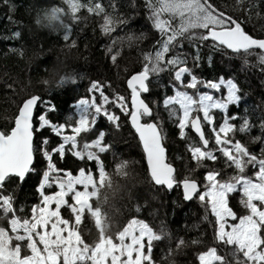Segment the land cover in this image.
Here are the masks:
<instances>
[{
	"label": "snow or ice",
	"instance_id": "snow-or-ice-1",
	"mask_svg": "<svg viewBox=\"0 0 264 264\" xmlns=\"http://www.w3.org/2000/svg\"><path fill=\"white\" fill-rule=\"evenodd\" d=\"M64 3L68 11L52 7L49 20L58 22L66 42L73 37V24L82 19L78 15L82 9L101 18L100 28L105 35L111 36L117 27L128 23L118 13L115 0H110L107 6L111 11L102 0L87 3L64 0ZM144 6L159 39L152 50L142 53L141 71L127 81L131 89L130 107L125 96L110 98L105 93V85L94 81L87 89L88 95L71 105L74 111L63 122L48 118L49 113L57 111L55 104L34 95L20 107L14 127L9 132L0 131V220H7V227L0 224V264H156L154 242L163 240L168 232L164 227L156 231L139 218H131L121 230L110 232L104 205L108 190H114V182L102 154L110 152L111 145L105 141L104 131H99L90 142L81 141L101 117L119 127L120 116L110 105L130 117L143 144L152 181L168 190L182 187L185 200L198 199L215 217L214 241L230 251L221 254L216 246L208 247L197 255L199 264H264V147L257 154L235 139L237 132L250 133L254 127L247 116L229 113L230 106L239 108L243 99L238 85L232 79L213 81L198 77L193 71L200 61L198 49L191 57V66L188 54L181 50L184 40L210 41L214 49L230 50L245 58V62L246 57L257 55L258 62L264 65V39L249 34L238 19L216 9L210 0H144ZM253 7L258 6L253 3ZM65 15L72 24L65 23ZM144 38V33H126L111 43L131 45ZM108 51L113 52V48L109 47ZM118 55V51L113 53V62ZM163 73L171 74L168 87L173 93L162 90L160 101L149 102L145 94L152 90L151 81ZM43 82L48 84L47 80ZM75 83L76 79L66 74L58 80L54 78L53 85L61 89ZM225 89L226 95H214ZM38 104L45 107L37 117L39 125L34 126ZM154 107H162L174 122L196 168H208L204 161L215 162L218 152L224 158L225 167L234 169L233 174L222 178L220 169L211 168L201 182L192 176L195 171L192 169L187 176L178 178L177 170L167 160L166 136ZM217 113L222 114L219 122ZM237 120L239 124L233 122ZM44 128L51 129L59 138L56 146L49 148L48 138L41 141L39 148L34 146V133ZM261 129L264 130V124ZM193 132L198 139L193 137ZM253 141L264 145V138L260 136L253 137ZM37 151L46 162L38 186L40 202L30 207L29 215L21 216L18 213L24 212V208L15 204L14 193L5 191L6 184L14 177L23 181L36 171ZM69 153L80 160L94 161L96 174L84 168L78 175L60 169L54 157L63 160ZM127 167V162H120L115 166V173L126 176ZM249 167L254 169L251 175L246 174ZM53 187L57 190L49 193L47 189ZM235 193L240 194V203L247 210V214L239 217L229 206V198ZM62 208L70 211L72 219L61 214ZM85 212L94 220L98 233L91 243L84 239L79 227ZM184 245L185 241L179 239L177 246Z\"/></svg>",
	"mask_w": 264,
	"mask_h": 264
},
{
	"label": "trees",
	"instance_id": "trees-1",
	"mask_svg": "<svg viewBox=\"0 0 264 264\" xmlns=\"http://www.w3.org/2000/svg\"><path fill=\"white\" fill-rule=\"evenodd\" d=\"M82 2L87 3L88 0ZM102 3L111 11L107 7L110 0H102ZM210 3L226 15L238 19L249 34L264 39V0H244L242 4L239 0H210ZM253 3L258 7L254 8ZM115 5L118 13L128 20L126 25L117 27L111 36L105 35L100 28L101 18L82 9L78 13L82 19L73 24V37L66 42L63 30L52 32L35 23L38 13L52 7H63L67 12L64 0H7V3L0 0V131L9 132L13 128L21 103L34 95L55 104L57 111L48 114L53 122H63L66 115L74 111L71 105L78 98L88 95L87 89L94 81L105 85V93L110 98L123 95L130 100L127 79L141 71L142 53L152 50L159 35L147 19L144 0H115ZM63 19L65 23L72 24L67 15ZM17 32L19 36L15 35ZM126 33H144L145 38L131 45H112L113 39ZM73 42L74 47L71 46ZM109 47L113 48V52L108 51ZM197 49L200 61L193 71L198 77L213 81L232 79L241 90L243 99L240 107L230 106L229 113L247 116L254 127L250 133L237 132L235 139L258 154L264 145L254 142L253 137L264 138V130L261 129V124H264V65L258 62L257 55L246 57L245 62L241 55L232 54L226 49H214L210 41L199 43L184 40L181 50L188 54L190 66L191 57ZM117 51L119 55L113 62L111 56ZM56 73H59L57 80L67 74L73 76L76 83L56 89L53 84L49 86L43 82L52 79ZM170 79V73L154 78L151 81L152 90L145 94V98L155 102L161 100L162 90L172 94L173 89L168 87ZM44 107L38 104L34 126L39 125L37 117ZM109 107L120 116L119 127L101 117L95 128L82 136L81 141L90 142L99 131H104L105 141L111 145L110 152L102 154L106 170L114 182V190H108V200L104 205L111 225L110 232L121 230L131 218L143 219L156 231L164 227L168 236L154 242L153 259L156 264H199L197 255L211 246H216L221 254L229 252L228 247L214 241L215 218L207 206L196 198L190 202L184 201L180 187L167 191L152 184L140 144L129 126V116L119 108ZM154 113L159 114L166 136L167 159L177 170L178 178L187 176L192 169H195L192 176L201 182L205 172L211 168L220 169L221 177L227 173L233 174L234 169L225 167L220 153L216 154L219 158L215 162L204 161L208 168H196V162L186 150V141L179 137L174 122L162 107H154ZM221 119L222 114L217 113V121ZM233 122L240 123L239 120ZM206 133L211 136L207 128ZM44 138L49 139V148L60 142L51 129L44 128L34 133V146L39 148ZM54 160L60 169L73 175L81 168L96 174L94 161L80 160L70 153L63 160L56 157ZM120 162H127L128 167L124 170L126 176L115 173V166ZM34 167L36 171L29 173L25 180L19 181L14 177L6 184L5 191L14 193L15 204L24 208V212L18 213L21 216L29 215L30 207L40 201L38 186L46 162L39 151L36 152ZM65 210L62 209V212L66 214ZM79 227L89 243L97 238L94 220L87 212ZM179 239L185 241L184 246H177ZM228 259L231 260V257Z\"/></svg>",
	"mask_w": 264,
	"mask_h": 264
},
{
	"label": "rangeland",
	"instance_id": "rangeland-1",
	"mask_svg": "<svg viewBox=\"0 0 264 264\" xmlns=\"http://www.w3.org/2000/svg\"><path fill=\"white\" fill-rule=\"evenodd\" d=\"M203 90V89H202ZM189 91H193V90H189ZM214 95L216 96H220V95H226V89L222 91V93H214ZM218 154V152L216 153ZM254 171V169H252L251 167H249L247 169V172L246 174L247 175H251L252 172ZM79 172V171H78ZM78 172L77 174L75 175H78ZM228 175H231V173H227L224 176H222V178H227ZM203 181V180H202ZM78 189L82 190V188H80V186H78ZM57 189L55 187L53 188H50V189H47V191L49 193L51 192H55ZM69 201L71 202V198L69 197ZM40 202V201H39ZM229 206L233 209V211L237 214V216H241V215H244V214H247V210L243 208V206L241 205L240 203V194L239 193H235V194H232L229 198ZM62 209H66L65 213L62 212ZM61 209V214L65 217V218H68V219H72V215L70 213V211L67 209V208H62ZM210 212V210H209ZM211 214V213H210ZM212 216V215H211ZM213 217V216H212ZM215 218V217H214ZM236 221H231V223H235ZM0 224L4 225L5 227H7V220H0Z\"/></svg>",
	"mask_w": 264,
	"mask_h": 264
},
{
	"label": "clouds",
	"instance_id": "clouds-1",
	"mask_svg": "<svg viewBox=\"0 0 264 264\" xmlns=\"http://www.w3.org/2000/svg\"><path fill=\"white\" fill-rule=\"evenodd\" d=\"M50 13H51V9L38 13L35 19V23L37 24L38 27L47 29L52 32H56L59 30V24L58 22L49 20ZM58 76L59 73H56L52 79H46L48 81V85L51 86L54 83V78Z\"/></svg>",
	"mask_w": 264,
	"mask_h": 264
},
{
	"label": "water",
	"instance_id": "water-1",
	"mask_svg": "<svg viewBox=\"0 0 264 264\" xmlns=\"http://www.w3.org/2000/svg\"><path fill=\"white\" fill-rule=\"evenodd\" d=\"M227 51L230 52V53H232L230 50H227ZM255 51H259V50H255ZM232 54H233V53H232ZM136 74H137V73H136ZM130 78H131V77H129V78L127 79V81H128ZM126 87H127L128 91L130 92V98H131V89L128 88V84H127V82H126ZM26 100H27V99H26ZM26 100H24V101L21 103L20 107L22 106V104H23ZM129 104H130V100H129ZM20 107H19V109H20ZM19 109H18V112H19ZM36 109H37V108H36ZM18 112H17V115H18ZM35 112H36V110H35ZM35 112H34V117H35ZM34 117H33V121H34ZM128 123H129V126H130L131 130L134 132L135 136H136L137 139H138V142H139V144H140V147H141L142 153H143V155H144V159H145V163H146V166H147L148 174H149V177H150V179H151L150 170H149L148 165H147L146 154H145L144 149H143V144H142V142L140 141L138 134L136 133L135 129L133 128V126H132V124H131L130 117H128ZM13 127H14V126H13ZM192 134L195 136V133H194V132H193ZM197 139H198V138H197ZM167 160H168V159H167ZM26 177H27V176H26ZM26 177H25V178H26ZM17 179H18V178H17ZM24 180H25V179H24ZM19 181H20V180H19ZM151 182H152V184H153L154 186H156V187H162V188L166 189L167 191H171V190H168L165 186L156 185V184L154 183V181H152V179H151ZM174 188H175V187H174ZM174 188H173V189H174ZM180 189H181L182 196H183V189H182V187H180ZM183 199H184V196H183ZM194 199H195V198H193L192 200H194ZM192 200H190V201H192ZM184 201H186V202H190V201H187V200H185V199H184Z\"/></svg>",
	"mask_w": 264,
	"mask_h": 264
}]
</instances>
